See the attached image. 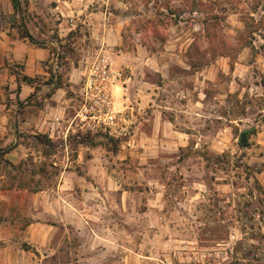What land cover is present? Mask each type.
<instances>
[{
  "label": "rangeland",
  "instance_id": "obj_1",
  "mask_svg": "<svg viewBox=\"0 0 264 264\" xmlns=\"http://www.w3.org/2000/svg\"><path fill=\"white\" fill-rule=\"evenodd\" d=\"M20 1L54 63L6 103L68 102L51 136L0 127V264H264V0ZM103 58L112 129L77 117Z\"/></svg>",
  "mask_w": 264,
  "mask_h": 264
},
{
  "label": "crops",
  "instance_id": "obj_2",
  "mask_svg": "<svg viewBox=\"0 0 264 264\" xmlns=\"http://www.w3.org/2000/svg\"><path fill=\"white\" fill-rule=\"evenodd\" d=\"M15 10L10 0H0V127L18 128L21 132L37 133L47 132L53 135L55 132H60L53 121L58 114H63L65 111V103L68 99L63 95L62 88L56 89L50 98L52 105L45 108L34 110L25 109L24 113L19 112L18 105L8 107L6 103V94L2 90L5 82L10 86V95L15 97L17 101L26 103V99L34 93H42L41 89L36 90L35 83L22 82L20 91L13 92L16 75L12 74V69L15 66H20L22 75L30 79L47 80L50 73V66L54 63V54L52 51L53 40L47 39L41 44L33 42L28 38L22 37L19 30L12 26V21L15 18ZM65 16L64 12H61ZM65 21L59 23L60 32L65 27ZM32 35L35 31L33 28L28 29ZM12 97V98H13ZM14 107V109H12ZM53 115V116H52ZM62 132L64 130H61ZM17 133V132H16ZM5 139V137H2ZM7 142V138L6 141ZM23 149V144H19L18 150Z\"/></svg>",
  "mask_w": 264,
  "mask_h": 264
},
{
  "label": "built area",
  "instance_id": "obj_3",
  "mask_svg": "<svg viewBox=\"0 0 264 264\" xmlns=\"http://www.w3.org/2000/svg\"><path fill=\"white\" fill-rule=\"evenodd\" d=\"M117 76V75H116ZM110 80L111 73L107 65V59L103 58L99 66L96 67L94 71L89 74V78L87 79V94L95 96L98 104V100H103L105 105L102 104L101 109L98 110L94 105H88V103L84 104L83 108H81L77 117L82 122H90L94 124H102L105 128L112 129L117 124L116 116L113 113V110L110 109V103L107 102V94L110 92ZM101 96H104L105 99H102ZM98 98V99H97ZM105 109H107L105 111ZM99 111L100 113H97ZM127 127L122 128V130H126Z\"/></svg>",
  "mask_w": 264,
  "mask_h": 264
},
{
  "label": "trees",
  "instance_id": "obj_4",
  "mask_svg": "<svg viewBox=\"0 0 264 264\" xmlns=\"http://www.w3.org/2000/svg\"><path fill=\"white\" fill-rule=\"evenodd\" d=\"M10 1L12 2V5H13L15 11L21 12V6H22L21 1L20 0H10ZM21 35H22V37L28 38V39L32 40L33 42H35V40L32 38V36L30 35V33L28 31H25ZM25 80H32V79H30V78L25 76ZM54 86H55V88H60L61 87L59 83L55 84ZM42 138L43 139L46 138V140L50 141V138H49L48 135H42V136L38 135L37 136V139L40 142H41Z\"/></svg>",
  "mask_w": 264,
  "mask_h": 264
},
{
  "label": "water",
  "instance_id": "obj_5",
  "mask_svg": "<svg viewBox=\"0 0 264 264\" xmlns=\"http://www.w3.org/2000/svg\"><path fill=\"white\" fill-rule=\"evenodd\" d=\"M248 139H247V135H246V132L242 133L241 135V142L243 144L247 143Z\"/></svg>",
  "mask_w": 264,
  "mask_h": 264
}]
</instances>
